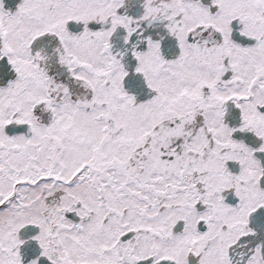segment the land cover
<instances>
[{"label":"snow or ice","instance_id":"1","mask_svg":"<svg viewBox=\"0 0 264 264\" xmlns=\"http://www.w3.org/2000/svg\"><path fill=\"white\" fill-rule=\"evenodd\" d=\"M0 264H264V0H0Z\"/></svg>","mask_w":264,"mask_h":264}]
</instances>
